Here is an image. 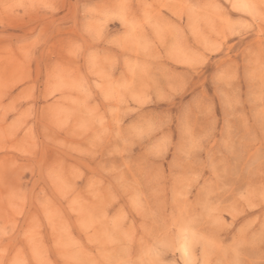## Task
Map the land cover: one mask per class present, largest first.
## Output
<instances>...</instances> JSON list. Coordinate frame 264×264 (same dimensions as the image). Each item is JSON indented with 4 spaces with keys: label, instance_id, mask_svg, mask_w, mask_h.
Returning <instances> with one entry per match:
<instances>
[{
    "label": "rangeland",
    "instance_id": "374dc122",
    "mask_svg": "<svg viewBox=\"0 0 264 264\" xmlns=\"http://www.w3.org/2000/svg\"><path fill=\"white\" fill-rule=\"evenodd\" d=\"M0 264H264V0H0Z\"/></svg>",
    "mask_w": 264,
    "mask_h": 264
}]
</instances>
